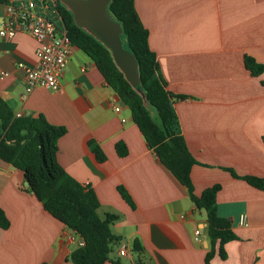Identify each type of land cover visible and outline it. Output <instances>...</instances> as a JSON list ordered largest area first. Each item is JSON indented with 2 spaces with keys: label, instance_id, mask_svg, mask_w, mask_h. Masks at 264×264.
<instances>
[{
  "label": "crops",
  "instance_id": "1",
  "mask_svg": "<svg viewBox=\"0 0 264 264\" xmlns=\"http://www.w3.org/2000/svg\"><path fill=\"white\" fill-rule=\"evenodd\" d=\"M134 7L167 89L186 96L174 101V109L197 161L194 193L220 184L217 213L237 236L224 245L226 257L215 254L210 264H264V190L227 170L264 177V70L252 75L244 63L249 56L264 64V0H134ZM4 16L0 4V24ZM34 50L24 33L0 37V68L7 73L0 95L14 113H41L65 128L57 162L95 191L101 218L117 215L110 230L118 241L104 264H205V212L161 164L85 52L72 46L58 89L40 86L21 99L24 73L17 62L31 63ZM116 143L124 144L125 155ZM94 145L103 161L95 158ZM0 210L9 221L0 227V264H72L76 245L63 237L68 228L44 210L23 172L1 159ZM123 242L127 256L118 254Z\"/></svg>",
  "mask_w": 264,
  "mask_h": 264
},
{
  "label": "trees",
  "instance_id": "2",
  "mask_svg": "<svg viewBox=\"0 0 264 264\" xmlns=\"http://www.w3.org/2000/svg\"><path fill=\"white\" fill-rule=\"evenodd\" d=\"M8 2L0 0V4ZM48 4L46 16L65 30L72 46L91 58L120 102L130 110L133 122L161 164L187 189L195 207L205 212L206 234L210 242L205 264H210L215 254L224 259V245L237 236L230 220L217 213L216 195L221 186L216 183L199 195L194 193L191 168L197 161L186 146L174 109V101L186 96L175 95L167 89L158 70L156 55L149 46V32L138 17L134 0H110L106 11L121 26L123 47L136 59L140 79L136 87L126 80L109 50L75 24L64 4L59 0ZM244 63L252 75H259L264 70V64L255 62L252 57L246 56ZM64 133L63 126L51 124L41 113L16 117L0 95V159L23 172L30 191L45 211L83 237L85 243L76 246L69 255L71 263L104 264L118 241L110 230L117 215L108 213L101 218L97 213L100 204L95 191L76 181L57 162V140ZM116 151L125 155L124 144L116 143ZM92 152L97 161L104 160L98 146H92ZM227 170L233 177L264 190V177L238 175L230 168ZM118 190L128 200L124 188L119 186ZM8 225L7 217L0 210V227L7 228Z\"/></svg>",
  "mask_w": 264,
  "mask_h": 264
},
{
  "label": "built area",
  "instance_id": "3",
  "mask_svg": "<svg viewBox=\"0 0 264 264\" xmlns=\"http://www.w3.org/2000/svg\"><path fill=\"white\" fill-rule=\"evenodd\" d=\"M52 1L10 0L5 3V16L0 24V37L12 39L16 33L21 32L35 42L33 61L31 63L17 62V67L24 73V91L20 96L22 100L33 89L40 86L58 89L72 51V44L65 30L59 28L55 21L46 16L49 11L48 2ZM6 75V71L0 68V78ZM113 109L119 112L121 106L117 104ZM14 115L18 117L21 112L17 111ZM240 223H245V215L240 216ZM194 233L198 236L201 230L196 229ZM63 237L75 243L76 246H82L85 243L83 237L70 229L65 231ZM118 254L121 256L130 254L126 243L119 245Z\"/></svg>",
  "mask_w": 264,
  "mask_h": 264
},
{
  "label": "water",
  "instance_id": "4",
  "mask_svg": "<svg viewBox=\"0 0 264 264\" xmlns=\"http://www.w3.org/2000/svg\"><path fill=\"white\" fill-rule=\"evenodd\" d=\"M110 0H62L75 18L81 21V28L100 41L110 52L116 66L123 73L131 86L136 87L139 82L138 66L132 53L123 47L120 38L121 26L115 22L106 11Z\"/></svg>",
  "mask_w": 264,
  "mask_h": 264
},
{
  "label": "rangeland",
  "instance_id": "5",
  "mask_svg": "<svg viewBox=\"0 0 264 264\" xmlns=\"http://www.w3.org/2000/svg\"><path fill=\"white\" fill-rule=\"evenodd\" d=\"M59 1L62 3V0H59ZM70 12H71V14H72V17H73V20H74L75 24H77V25H81V24H80L81 21H80V20H77V19L75 18V14H74V12H73L72 10H70ZM156 121H157V119H156Z\"/></svg>",
  "mask_w": 264,
  "mask_h": 264
}]
</instances>
